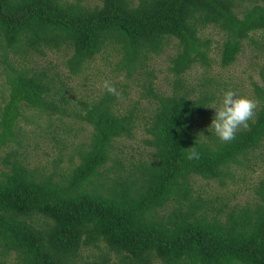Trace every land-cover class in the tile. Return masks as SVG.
I'll return each mask as SVG.
<instances>
[{
  "label": "trees",
  "instance_id": "obj_1",
  "mask_svg": "<svg viewBox=\"0 0 264 264\" xmlns=\"http://www.w3.org/2000/svg\"><path fill=\"white\" fill-rule=\"evenodd\" d=\"M85 1L0 0V65L7 91L0 105V150L15 140L23 107L73 116L91 128L79 163L67 170L58 165L49 174L29 170L16 151L2 158L0 264L11 257L12 264H264V181L252 208L227 212L224 206L204 209L205 202L191 198L190 186L194 176L224 185L230 166L264 141V63L258 71L262 85L251 82L258 105L247 127L230 141L207 135V142L194 125L218 98L209 73L211 40L200 31L215 27L223 34L216 63L227 68L243 41L264 31V0H103L94 7ZM170 39L177 43L167 66L173 88L164 94L147 66ZM65 48L72 51L64 64L72 76L97 55L114 52V70L127 79L140 76V97L153 102L142 119L151 158L126 177L105 181L102 171L112 142L130 138L137 127L136 107L119 114L118 95L106 91L70 109L61 80L47 67L26 66L35 55ZM193 66L204 74L188 87L183 77ZM192 147L199 157L188 159ZM92 182L96 187L107 182V194L86 191ZM171 200L176 203L171 212L151 220ZM86 248L99 254L85 260ZM111 253L119 256L115 263Z\"/></svg>",
  "mask_w": 264,
  "mask_h": 264
},
{
  "label": "rangeland",
  "instance_id": "obj_2",
  "mask_svg": "<svg viewBox=\"0 0 264 264\" xmlns=\"http://www.w3.org/2000/svg\"><path fill=\"white\" fill-rule=\"evenodd\" d=\"M102 1L86 0L85 5L88 7L101 6ZM243 5L246 6V3ZM200 36L211 40L212 68L209 73L216 81L218 90V98L212 104L216 103L218 106V101L225 90H232L237 95L254 99L251 82L262 85L258 71L264 63V31L251 33L249 39L243 41L242 52L238 55L235 63L227 68H221L216 63L218 50L224 39L223 34L215 27H208L200 31ZM176 50V41L170 39L163 54L149 56L147 71H152L156 76L154 77V87L164 94L170 93L173 88V77L168 72L167 66H169L168 57L173 56ZM71 53L69 48L55 52L46 50V54L41 58L35 55L28 59L26 66L47 67L50 74L55 76L56 81L61 80L59 84H63L65 96L72 100L70 109H74L75 105L82 100L90 102L99 98L107 91L104 87L105 81L115 86L116 91L113 93L118 95L116 109L119 114L125 113L129 108L136 107V113L140 118L137 127L133 130L130 138H119L112 142L111 159L102 171V179L104 178L105 181L107 178H109L108 180L113 179L116 175L126 177L139 162L151 158V148L144 144L146 134L143 130L142 119L150 115L153 102L140 97V92L143 91L139 85L142 80L140 76L135 74L133 78L127 79L124 71L118 73L114 70L117 61L114 52L108 51L97 55L76 76L68 74L64 65ZM2 69L0 65V105L1 98L7 96ZM203 74L204 70L201 67L193 66L184 75L183 82L186 86L192 87L202 79ZM257 105L256 102L253 112L257 109ZM214 112L213 107H208L205 114L198 118L194 124L205 141L209 139L207 135L217 138L209 127ZM241 127L244 126L239 128ZM203 130L206 131L203 132ZM15 132V140L9 143L8 147L0 150V162L2 158L7 157L10 151H16L18 159L29 170L36 169L40 173L49 174L54 165H58L60 171H63L79 163V152L82 146L84 149L88 144L91 128L73 116L49 115L23 107L22 116L18 120ZM238 161L236 165L230 166L228 176L223 179L224 185H221L217 180L209 181L196 176L192 177L190 180L191 198H198L205 202L204 209L207 210L222 206H224L225 212L233 208L237 210L246 207L252 208L257 199L256 187L264 181V141L258 149L247 153L245 157H240ZM117 163H120L121 167ZM93 183L87 184L84 189L90 193L102 195L106 192L107 194V186H109L107 182L103 187H96ZM175 205V201L171 200L164 207L156 209L157 216L151 217V220H160L170 213ZM225 212L221 215L222 221L225 220ZM102 252H107V249ZM98 254V249L94 248L81 250V255L85 260H93ZM110 257L115 263L119 256L111 253ZM12 262V257L7 260L8 264H12Z\"/></svg>",
  "mask_w": 264,
  "mask_h": 264
},
{
  "label": "clouds",
  "instance_id": "obj_3",
  "mask_svg": "<svg viewBox=\"0 0 264 264\" xmlns=\"http://www.w3.org/2000/svg\"><path fill=\"white\" fill-rule=\"evenodd\" d=\"M104 87L109 92H115V86L108 81ZM215 109L209 127L220 141H230L240 126L247 127L248 120L253 116L256 101L247 96L237 95L232 90H225L216 103L210 105ZM199 157V152L194 147L188 152V159Z\"/></svg>",
  "mask_w": 264,
  "mask_h": 264
}]
</instances>
